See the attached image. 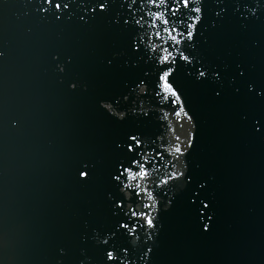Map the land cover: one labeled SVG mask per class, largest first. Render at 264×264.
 I'll return each mask as SVG.
<instances>
[{
  "label": "water",
  "instance_id": "water-1",
  "mask_svg": "<svg viewBox=\"0 0 264 264\" xmlns=\"http://www.w3.org/2000/svg\"><path fill=\"white\" fill-rule=\"evenodd\" d=\"M34 4L0 0V264H79L82 248L95 258V250L82 243L84 233L104 226L111 187L107 172L118 155L113 141L133 127L162 133V139L150 136L141 153L148 159L153 148L164 153L149 167L153 180L158 183L187 163L195 180L206 184L214 212V223L197 221L185 208L179 181L161 185L163 192L142 182L156 202L144 211L156 215L159 210L161 226L147 242L153 246L155 241L150 260L136 264H264V137L237 120L240 102L229 87L235 61H244L252 75L264 78V46L249 47L251 39L264 41V18L242 30L229 11L216 29L206 28L199 38L206 60L224 73L222 82L195 84L187 69L175 72L176 85L187 97L185 110L191 107L197 125L195 148L181 162L165 152L169 144L183 142L189 128V122L171 114L177 106L145 98L151 120L130 117L123 123L101 107L130 76L116 55L122 45L118 29L106 18L41 19ZM214 6L215 0H209ZM146 42L162 43L154 36ZM222 84L218 98L214 90ZM160 107L169 112L166 120L159 119ZM175 135L181 141H174ZM85 165L91 175L82 181L78 169ZM172 196L174 203L165 210ZM143 203L153 201L145 195ZM201 223H210L211 230L203 232ZM140 243L143 234L136 246Z\"/></svg>",
  "mask_w": 264,
  "mask_h": 264
},
{
  "label": "snow or ice",
  "instance_id": "snow-or-ice-1",
  "mask_svg": "<svg viewBox=\"0 0 264 264\" xmlns=\"http://www.w3.org/2000/svg\"><path fill=\"white\" fill-rule=\"evenodd\" d=\"M137 2L138 0H35L34 10L41 19L54 21L71 20L73 16L80 21H85L86 16L91 20L106 18L110 27L118 29L122 45L116 55L120 57L121 68L128 70L130 76L120 81L119 94L109 97V102L101 107L116 122L123 123L130 117L138 121L145 118L151 120L150 110L144 106L145 98L158 102L159 105L169 102L170 105L177 106L170 109L171 114L189 122V128L185 140L169 144L165 152L175 153L177 161H187L192 154L190 150L195 148L197 125L194 115H189L191 107L185 110L187 97L184 90L176 85L174 74L184 68L187 69V78L195 84L202 85L210 79L222 82L224 73L206 60L199 38L205 36L206 28L216 29L218 22L223 21L229 11L241 22L242 30L248 29L253 22L264 18V0H215V6L211 8L209 0H139V6ZM137 13L142 14L138 16ZM209 20L211 23H208ZM153 36L162 43H147ZM204 43H207L206 38ZM257 46H264V41H249L250 48ZM113 63V59H108L109 66ZM233 65L229 87L240 102L236 118L254 135L264 137V78L252 75L249 66L242 60L233 62ZM137 68L139 74H135ZM59 71L63 72L64 69L60 68ZM76 87L77 84L73 83L72 88ZM222 91L223 84L221 88L214 90V95L219 98ZM158 110L163 112V117L159 119L166 120L169 112H165L163 107ZM180 127L183 128L184 125L180 124ZM168 131L173 129L168 126ZM150 136L155 139L163 138L159 129L149 133L148 130L133 127L124 132L122 140L113 141L112 151L118 155L112 160L111 169L107 172V183L111 186L107 191V218L104 226L99 229L93 227L91 232L84 233L82 243L93 248L96 255L95 258L88 256L87 248H82L83 259L79 264H136L137 260H150L155 241L153 246H149L147 242L158 234L161 224L159 210L156 215L150 210L144 211L155 207L156 202L152 191L141 188L142 182L154 183L156 188L161 185L167 188L169 181H179L185 191L186 210L192 212L197 221L214 223L211 200L206 194L207 186L195 180L188 171L187 163L182 164V170L172 171L165 179H159L158 183L153 180L149 167L155 157H163L164 153L153 148L152 159L147 158V153L141 155ZM155 139L152 140L153 144ZM173 139L181 141L180 135H175ZM171 168L176 169V164H172ZM90 175L87 165L84 170L78 169V176L82 181H87ZM128 181L136 183L133 185ZM165 188L160 190L163 192ZM125 189L133 190L125 192ZM145 195L147 200L153 201L152 204L143 203ZM174 200V196L167 200L165 210L171 208ZM199 227L205 233L211 230L210 223H201ZM141 234L143 243L137 247L136 242L140 240ZM59 251L61 255L65 253L63 248Z\"/></svg>",
  "mask_w": 264,
  "mask_h": 264
}]
</instances>
